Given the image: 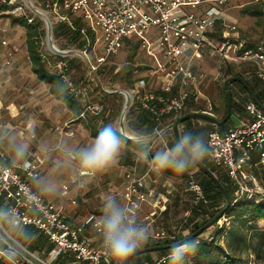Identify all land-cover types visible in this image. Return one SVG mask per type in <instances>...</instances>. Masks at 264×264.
<instances>
[{
	"label": "built area",
	"instance_id": "2783aa9c",
	"mask_svg": "<svg viewBox=\"0 0 264 264\" xmlns=\"http://www.w3.org/2000/svg\"><path fill=\"white\" fill-rule=\"evenodd\" d=\"M227 1L43 0L40 7L34 0H0V6L14 17L27 19L28 24H35L37 17L43 21L45 35L40 37L39 48L43 61L54 70L68 92L85 103L74 121L100 117L106 105L90 100L92 81L78 83L72 76L71 59L90 62L87 50L73 51L69 49L72 47L60 49L55 44L54 30L61 24L73 27L75 21L80 19L84 23L81 35H86L89 29L95 32L92 49L98 46L101 52L93 63L90 62L92 74H97L107 64L117 67L115 71L118 73L122 65L112 59L126 45L132 48L137 44L146 61L127 63L131 65L135 83L132 88L120 91L125 97L123 112L126 115L131 109L146 111L162 125L165 116H183L189 99L196 102L202 98L211 106L212 102L204 95L193 66V62L201 58L207 48L223 64L253 63L258 77L264 81L263 45L246 47L239 37V27L234 23H229L219 38H211L217 22L223 17L220 6ZM202 5H208V8L198 15L196 10ZM45 39L49 43L48 49L44 48ZM107 91L113 92L112 89ZM244 109L246 117L241 124L224 134L212 130L207 136L211 148L208 161L217 169L226 171L236 186V199L232 204L243 200V196L257 202L264 199V186L260 179L264 173V110L254 100L245 103ZM204 113L213 115L209 111ZM168 126L156 132L166 130ZM43 162L39 155H32L29 167L18 166L0 171V198L3 204L14 207L22 223L39 230L52 246L48 252H31L25 246L16 264H115L99 241L95 222L100 215L91 213L82 223L72 224L64 207L55 202L46 198L36 199L35 210L26 203L33 199L30 179L34 174H43ZM151 169L141 174H138L137 168L127 172L123 196L133 214L141 222L152 226L158 215L164 212L169 198L162 193L150 201L152 191L148 174ZM256 170L262 175H257ZM194 174V171L190 172L188 179L194 203L207 204L204 188ZM67 190L68 187L64 186V191ZM145 205H148V211H154L141 216ZM151 230L150 241L176 236L166 231ZM0 255L6 256L5 251L0 250ZM167 257L162 256L153 264H168Z\"/></svg>",
	"mask_w": 264,
	"mask_h": 264
},
{
	"label": "crops",
	"instance_id": "0c3cea01",
	"mask_svg": "<svg viewBox=\"0 0 264 264\" xmlns=\"http://www.w3.org/2000/svg\"><path fill=\"white\" fill-rule=\"evenodd\" d=\"M259 6H262L264 9V0H228L225 4L221 5L220 8L223 11V17L220 19L214 30L211 33V38H219L224 28L229 23H234L239 27V37L245 43L246 47H255L257 45L264 46V40L259 42L253 41V39L249 35V29L253 25L261 23V20L264 16H257L254 12L258 9ZM4 12L7 13L5 7H1ZM208 8V5H202L197 8L196 13L201 15L204 13L205 9ZM190 9H187L189 11ZM242 12V14H241ZM8 14V13H7ZM12 16L11 14H9ZM13 19L17 18L12 16ZM254 32V31H253ZM26 44L28 48V28L25 25H22L14 20L9 21V23L0 21V59L5 58V53L1 51L3 47L6 49H10V53L13 56L14 63L19 66L23 67L24 72L27 74V82L22 80L20 83L15 82L12 83H2V79H0V124L9 125L13 128L16 132L20 133L22 137H26L33 145L32 154L31 155H43L37 150L39 144L43 142H47L49 144L54 143L58 138H64L72 143L74 146H82L84 144L89 143L95 136L98 134V131L101 127L106 124H116L123 129H127L129 131L132 130H143V131H156L161 127H164L166 124L165 121L162 122V125H159L158 122H154L153 116L151 113L146 111H138L131 109L125 114H123V109L125 107V97L120 93L121 90L127 89H120L118 85H115L111 88L108 85H103L100 81H98L97 76L95 79L91 76L90 70H88V76L77 78L75 77V69H78L79 62L76 58H72V76L78 82H83L86 80H90L93 82V88L91 90L90 100L92 102H103L106 105V109L100 117H89L86 120H75L74 119L78 116V114L82 111L84 107V101L77 99V104L72 106L71 104L60 100L55 93L53 92V85L51 83L45 82L37 76V74L33 71V62L30 57L29 48H24L23 45ZM140 55V51L138 53ZM143 55V54H142ZM144 56V55H143ZM219 60L222 66L228 68L229 65H240L242 63H246L247 65L253 67L252 71H246L241 73L245 81L258 90L264 87V81H262L257 73L256 68L253 63L250 62H241V63H233L228 62L227 64H223L220 58L217 55H214L212 51L207 48L203 53V56L199 59H196L193 62V66L197 75L199 76V72L201 67H207L206 63H209L212 60ZM19 69V68H18ZM48 71L52 75H56L52 68H49ZM231 69V68H230ZM209 70V69H208ZM232 70V69H231ZM228 71V69H227ZM7 75H10L9 72H6ZM16 75L15 72H13ZM230 74V73H229ZM143 75H146L144 73ZM0 76H5V74L0 73ZM94 76V75H93ZM232 78L233 76H228ZM237 77V76H236ZM39 80L40 82L48 85V88L45 90L46 93L42 94L41 99L28 95V98L25 99V103L17 104L16 96H9L11 90H15V92L22 93L23 91L27 92L29 89H34L32 87V82L34 80ZM201 82V81H200ZM100 83V84H99ZM239 82H233L230 84V90L232 93V100L234 99L236 103V108H234V112L232 113L231 110V117H235V121L230 123L228 126L224 128V131H221L219 127L210 122L212 126V130H217L220 133H226L230 129L241 124V121L246 117L245 112V103L250 100H253L250 93V99L248 95L244 94L241 90L238 94H236L233 89L235 85H238ZM203 83L201 82V85ZM241 84V83H240ZM233 87L231 88V86ZM242 85V84H241ZM203 86V85H202ZM42 87L41 85L39 88ZM153 87L152 85L150 86ZM251 87V86H250ZM112 89L113 92H108L107 90ZM224 89L225 84H224ZM239 89L240 86H239ZM203 90V88H202ZM14 92V91H13ZM33 95V93H31ZM38 94V93H37ZM227 95V91H226ZM200 99H198L195 103L198 105L200 104ZM202 100V98H201ZM233 104V102H232ZM227 105V104H226ZM233 106V105H232ZM29 109L28 111H25ZM32 109H36L35 112H32ZM38 109V110H37ZM79 109V111L77 110ZM200 109V108H199ZM227 109V108H226ZM200 112L204 113L206 110H199ZM199 111H195L193 113H199ZM208 111V110H207ZM42 113V114H41ZM185 113V112H184ZM215 117V114L211 112ZM189 114V113H186ZM184 114V115H186ZM210 115V114H209ZM225 116V115H224ZM169 119L171 116H167ZM181 117V116H180ZM230 117V118H231ZM179 118V117H177ZM175 118V120L177 119ZM217 118V117H216ZM224 118V117H223ZM218 118V119H223ZM196 118H191V121L187 123V121L183 122L180 125V128L191 131L189 126ZM198 119V118H197ZM200 119V118H199ZM23 120V121H22ZM125 120V121H124ZM174 120V121H175ZM190 120V119H189ZM188 120V121H189ZM230 120V119H229ZM227 121V123L229 122ZM21 121V122H19ZM238 121V125L236 122ZM209 122V121H208ZM157 123V124H156ZM226 123V124H227ZM173 122L171 123V125ZM224 124V125H226ZM223 125V126H224ZM170 126V125H169ZM168 132H173L172 128H169ZM58 127V129H57ZM57 129V130H56ZM34 130V135H30V131ZM208 131V133L210 132ZM192 132V131H191ZM207 133V136H208ZM174 134V133H173ZM168 135V134H166ZM206 136V139H207ZM136 147L131 141L128 142L127 146L123 150L118 163L109 169L107 172L99 174L101 177L106 176L107 182L100 183L95 176H85V177H77L71 174H65L63 177H60L63 189L62 193L56 198H46L52 202L57 203L64 207L68 221L72 224L82 223L86 217L91 214L95 213L97 215H101V213H96L89 211L86 207L87 204L94 205L100 204L98 203V199L95 196L89 197L88 194L93 190L90 188L91 186L94 188H98V195H102L103 197L107 194L115 195L116 192L119 194L115 195L119 197L121 195L122 200H124V187L127 183L126 174L131 170V168L136 167L139 173H145L150 167L151 164L148 161L139 162L135 158ZM31 157V156H30ZM29 157V159H30ZM9 158V153L6 152L2 147H0V161H6ZM44 162L42 164L43 174H47L50 168V160L46 159L43 155ZM151 159V155L149 160ZM149 172L148 181L150 187H152L153 176H157L156 174ZM162 173V172H160ZM93 184V185H91ZM64 185H67L68 190L64 191ZM162 194V193H161ZM63 197V198H62ZM95 200V201H94ZM147 210L148 207H145ZM29 248V245L26 246ZM37 252V251H35Z\"/></svg>",
	"mask_w": 264,
	"mask_h": 264
},
{
	"label": "clouds",
	"instance_id": "9594fccd",
	"mask_svg": "<svg viewBox=\"0 0 264 264\" xmlns=\"http://www.w3.org/2000/svg\"><path fill=\"white\" fill-rule=\"evenodd\" d=\"M29 134L34 135V130ZM166 134L167 130H122L110 123L101 127L95 138L82 146H74L64 138H58L52 144L43 142L37 150L50 160V168L47 174L31 177L33 199L26 203L35 210L36 199L58 197L63 189L60 177L65 174L85 177L107 172L118 163L129 141L136 146L137 161H148L158 172L171 171L182 175L211 155L210 144L203 135L179 127L170 146L165 145L153 152L157 138ZM0 147L9 153L8 160L0 162V171L18 166L29 167L33 145L9 125L0 124ZM100 211L95 227L101 246L115 264H127L151 239V227L141 222L128 204L112 194L102 198ZM30 241V232L16 209L7 203L0 204V250L5 251L10 264H16L17 257L23 254L25 245ZM199 246V241L191 238L173 244L167 257L168 264H188L187 257H193Z\"/></svg>",
	"mask_w": 264,
	"mask_h": 264
},
{
	"label": "rangeland",
	"instance_id": "374dc122",
	"mask_svg": "<svg viewBox=\"0 0 264 264\" xmlns=\"http://www.w3.org/2000/svg\"><path fill=\"white\" fill-rule=\"evenodd\" d=\"M35 4H37V6L42 7L43 5V0H34ZM2 7V6H1ZM5 11V10H4ZM2 10V8H0V21H4L9 23V21L13 20V17L10 16L9 14H7L6 12H4ZM242 14V12H241ZM54 20V19H53ZM261 20L263 21L264 24V17L261 18ZM43 23V21L37 17L36 23ZM44 25V24H43ZM254 31V32H253ZM249 35L250 37L253 39V41H258L261 42L264 40V25H262L261 23L253 25L252 27H250L249 29ZM60 49L61 48H67L66 44L63 42H60L59 40H56L55 43ZM72 48H69L73 51L75 50H79L80 46L77 44H74L71 46ZM23 50H25V48H27V45L24 44ZM44 48L48 49L49 48V43L46 41H44ZM134 47L131 48V46L129 47V45H126V47L121 51V53L114 59H112V61H115L116 63H119L122 65L121 70L124 68V66H126V62L129 61L130 56L132 54V49ZM28 49V48H27ZM10 49H6L5 47H3L1 49V51H3V53H5V58L0 59V73L5 74V76H0V79L3 78L2 83H12L14 80L15 82H22V80L25 82H27V74L26 72H24L23 67H19L14 63L13 60V56L10 51ZM101 49L97 46L95 49H91L87 51L88 57L90 59V62L93 63L95 61L96 55L100 54ZM139 53V49H137L135 51V55H134V60L132 62H139V63H143L144 61H146V59L144 58V56L142 55V53ZM76 60L80 63L78 66V69H75V77L77 78H81V77H85L88 74V70H90V62L85 61V60H81L79 58H76ZM130 63V62H129ZM126 64V65H125ZM207 67L204 68L201 67V70L199 72V78L200 81L203 83L202 88H203V92L204 95L206 97H209L212 104L211 106H209L208 102L205 99H200V104L198 102L197 106H192L189 109L192 110L191 113L195 112L197 109L199 110H208L209 112H213L215 114V117L217 118H223L225 113H226V101H225V94H226V90L224 89V84L225 82L229 79V73H230V68L232 69V72L234 73H244L246 71H254L253 67L247 65L246 63H242L240 65H229L228 68H226L225 66H222L219 62V60H212L209 63H206ZM113 64H107V67H104L103 69L100 68L99 72L96 74H92L91 72V76L95 79V77L97 76L98 81H100L103 85H108L110 83V78H112V76H114L115 74H117V72L115 71L117 67H113ZM19 68V69H18ZM209 69V70H208ZM228 69V71H227ZM120 70V71H121ZM6 72H9L10 75H7ZM13 72L16 73V75L13 74ZM94 75V76H93ZM88 76V75H87ZM135 76V75H134ZM22 79V80H21ZM115 85H118V87H120V89H127V83L124 79H122L121 77H118V80L114 81ZM42 86L39 88V86ZM32 87L34 89H29L27 92L23 91L22 93H18L15 92V90H11V92L9 93V96H16L18 95V98H14L16 99L17 104H22L25 103V99L28 98V95L30 94V96L38 98L39 100L42 97V94L46 93L47 90H45L46 88H48V85L40 82L38 79L34 80L32 82ZM233 87V85L231 86V88ZM130 89V88H129ZM128 90V89H127ZM232 90V89H231ZM241 89H239V85H235L233 91L238 94L239 91ZM14 91V92H13ZM33 93V95L31 94ZM38 93V94H37ZM29 109H26L25 111H28ZM38 110V109H37ZM195 110V111H193ZM36 109H32V112H35ZM199 113H202L199 111ZM42 114V113H41ZM236 119L235 117H231L229 122L222 126L223 128H225L226 126H228L230 123L234 122ZM23 121V120H22ZM21 122V121H19ZM238 121L236 122V125H238ZM190 130L194 133V134H201L203 135L205 138L207 136L208 131H210L212 129V126L210 124V122L204 120V119H195L191 125L189 126ZM58 129V127H57ZM56 129V130H57ZM174 132H168V135H165L163 137H158L157 140L155 141L154 145H153V152L155 150H158L161 147H164L165 145H171L174 141H175V135L173 134ZM32 156V155H31ZM40 156V155H39ZM43 161V155L40 156ZM206 163H208V165L210 167H215L210 161H208V159H205ZM152 168V166L150 167ZM149 168V169H150ZM216 168V167H215ZM136 169V167L131 168V170ZM138 171V170H137ZM150 175L152 173L156 174L157 176H153L152 174V179L153 181V185L152 187H150V191H152V196L150 197V201H152L153 199H156L157 196L161 193L166 194L169 198L168 201V209L167 211L159 214L158 217L156 218V220L154 221V223L151 225H149L151 227V229L154 230V232L157 231H166V233L170 234V235H178L179 239L184 238V237H189L191 236V232L197 227V225L195 224V222L191 223L188 218H190L191 216V210L193 208L194 203V197L192 192L189 190L188 188V181L181 180V179H177L174 180L173 177L171 176H166L163 173H160L158 171H156L154 168L151 169L150 171ZM194 178L196 180H200L201 178L204 177L202 171L199 168H196L194 170ZM138 174H141L138 172ZM263 179L264 176L262 175ZM106 176H100L99 174H97V180L100 181V183L107 182ZM102 181V182H101ZM93 185V184H91ZM67 186V185H64ZM93 190L88 194L89 197H94L98 199V203L100 204H95L91 205V204H87L86 207L89 211L96 212V213H101L100 211V205H101V200L103 198L102 195H98V193H96L98 191V188H94V187H90ZM124 189V188H123ZM119 194L118 192L115 193V195ZM63 198V197H62ZM120 200H122L121 195L118 197ZM124 198V197H123ZM242 199L246 200L248 199L247 197L243 196ZM249 200V199H248ZM95 201V200H94ZM125 203V200H122ZM238 201H236L235 203H237ZM259 202H264V199L260 200ZM234 203V204H235ZM231 205V207H233V205ZM145 207H148V205H145L143 207V210L141 211V216H145L148 215V213H151L154 211V209H150L148 211V209L146 210ZM227 212V211H226ZM142 218V217H141ZM207 218L203 217L200 218L197 222V224H201L202 221L206 220ZM147 223H150L147 222ZM226 227V229H222L223 227ZM258 226L260 228H264V220H260L258 222ZM230 227V219L226 217V213L223 215V217H221V219L219 218L218 221H212L210 224H208V226H206L203 230V232L198 235L197 237H195L194 239H197L199 241V243L203 240H208V241H212L213 239H215L216 244H218L219 242L222 245H225V241H224V237L226 235V232L228 231V228ZM152 233V232H151ZM150 242V240H149ZM30 244V243H29ZM27 244V245H29ZM148 244V243H147ZM146 244V245H147ZM141 249H145V247L141 248ZM150 254L154 260V262L158 261L162 256L165 255H161L158 251H151V252H145L142 253L140 255L143 254ZM223 257L222 255H220L218 253V251H214L213 254L209 257V261H213L216 262L219 259H223L221 258ZM244 259H248L249 260V264H259L255 261V256L254 255H250L248 257V254L245 253L243 255ZM187 261L188 264H196L199 259L196 258V256H191L189 255L187 257ZM0 264H10L7 256H1L0 255Z\"/></svg>",
	"mask_w": 264,
	"mask_h": 264
},
{
	"label": "trees",
	"instance_id": "16d2710c",
	"mask_svg": "<svg viewBox=\"0 0 264 264\" xmlns=\"http://www.w3.org/2000/svg\"><path fill=\"white\" fill-rule=\"evenodd\" d=\"M257 16H264V9L262 6H259L256 12H254ZM15 22H18L22 25L27 26L28 28V48L31 60L33 62V71L37 74L39 79L51 83L53 85V92L55 95L62 101L67 102L74 106L77 104V98L70 94L68 90L65 88L64 83L61 81V79L57 75H52L48 71L47 64L43 61L41 57V53L39 51V48L41 47L40 44V37L45 35V31L43 28V23H35V24H28L27 19L25 18H14ZM84 27V23L82 20L77 19L75 21V24L73 27H69L67 25L61 24L59 25L55 30V38L56 40H59L60 42H63L66 44L67 47H71L74 44H77L80 46L81 50H91L92 44L95 40V32H93L91 29H89L86 33V35H81V29ZM134 48L132 49V54L130 56L129 61L127 63H132L134 60L135 51L138 49V45H134ZM125 64V65H126ZM107 67V66H105ZM115 67V66H113ZM71 70H72V61H71ZM230 76L236 77L241 75L240 73H234L230 69ZM118 77H121L124 79L127 83L128 88H132L135 83V76L132 72L131 65L127 64L124 66V68L119 71L117 74L112 76L110 78V83L108 84L109 87L114 86V81L118 80ZM100 84V83H99ZM241 91L248 95L249 93L245 89L243 85L240 83H237ZM60 85H63V88H60ZM251 86V89L254 91L255 96L257 100L264 105V87L260 90H258L256 87ZM115 88V87H113ZM250 99V95H248ZM225 101L227 104V95L225 94ZM233 106H232V113L234 112V108H236V103L234 99L232 100ZM192 106H197V104L194 102L193 99H189L187 101V108L185 110V113H191L192 110L189 108ZM227 108V105H226ZM79 111V109H77ZM195 111V110H193ZM196 111H199L197 109ZM153 116V115H152ZM172 118L173 116L170 115ZM154 122H156L155 117L153 116ZM175 118L169 119L167 116L163 118V121H165L166 125H170L172 122H174ZM187 121V123H189ZM157 124V123H156ZM221 131H224L223 127H219ZM136 147V146H135ZM255 160H257L255 158ZM203 163L211 169V171L217 176L219 181L223 184L226 191L230 195L232 201H234L236 198L234 197L236 186L231 181V179L228 177L226 171L217 169L215 167H210L208 163L204 160ZM196 168H198V165L195 167L189 169L187 172H185L182 175H176L175 173L168 171V172H162L166 176L173 177L174 180L177 181V179L186 180L188 181L190 172L194 171ZM201 170V169H200ZM202 171V170H201ZM204 177L199 180L201 185L204 188L208 203L205 204L203 202L193 205V208L191 210V216L188 218V220L197 225V227L191 232V234L197 232L199 229L206 226L208 223H210L217 215H219L227 206L226 198L222 190L218 187V185L202 171ZM257 175L264 176V173L260 174V171L256 170ZM260 179L262 180V184L264 186V179L262 176H260ZM0 204H3V200L0 198ZM168 204V203H167ZM168 209V205L165 207V212ZM164 212V213H165ZM226 217L230 219V227L228 228V231L226 232V235L224 237L225 245H222L220 242L216 244L215 239L212 241L203 240L200 242V246L194 256H196L199 261L196 264H249V260L244 259L243 255L245 253L248 254V257L250 255L255 256V261L259 264H264V228H260L258 226V222L260 220H264V202H257L255 199H246V200H240L237 203L233 205V207H229L227 209ZM207 218L206 220L202 221L201 224H197L198 220L200 218ZM30 235H31V241L29 244V250L31 252H48L51 250V245L48 243L47 239L42 235V233L30 226H27ZM223 230L226 229L224 226L222 228ZM187 237L179 239V236L176 235L174 238H166L163 240H157V241H150L147 245H145V248L149 247H158V246H165L166 249L159 250L158 252L161 255H169L170 248L173 246V244L186 239ZM25 246H28V245ZM143 248V247H142ZM141 250V249H140ZM4 251V250H3ZM214 251H218L220 255H222L223 259H219L216 262L209 261V257L213 254ZM154 260L150 254H143L133 257L129 264H153Z\"/></svg>",
	"mask_w": 264,
	"mask_h": 264
},
{
	"label": "water",
	"instance_id": "95a60500",
	"mask_svg": "<svg viewBox=\"0 0 264 264\" xmlns=\"http://www.w3.org/2000/svg\"><path fill=\"white\" fill-rule=\"evenodd\" d=\"M51 33V32H50ZM233 82H239L241 83L245 89L250 93V95L252 96L253 100L264 110V105L261 104L256 96L254 91L251 89V87L248 85V83L245 81V79L242 76H237V77H232L229 78L226 82H225V88L227 91V109H226V113L223 119H218L212 115L206 114V113H189L186 115H183L179 118H177L173 124L171 125V128L173 129L175 138H176V129L177 127L180 128V125L185 122L188 121L191 118H200V119H204L206 121H209L217 126H223L224 124L227 123V121L230 119L231 117V110H232V93L230 90V84ZM123 114H125V111L123 112ZM198 165V168L201 169L207 176H209L217 185L218 187L222 190V192L225 195L226 198V202H227V206L226 208L219 214L217 215L212 221H218L219 218L221 219V217H223V215L225 214V212L227 211V209L232 205V199L230 197V195L228 194V192L226 191L225 187L223 186V184L219 181V179L217 178V176L211 171V169H209L204 163L203 161L200 162ZM211 221V222H212ZM210 222V223H211ZM208 223V224H210ZM208 224L206 226H208ZM204 226L203 228L199 229L197 232L193 233L191 236L187 237V238H191L194 239L195 237H197L198 235H200L204 228L206 227ZM167 247L165 246H158V247H149V248H145V249H141L139 250L136 254H134L128 261L127 264H129V261L135 257L138 256L142 253L145 252H151V251H159L162 249H166Z\"/></svg>",
	"mask_w": 264,
	"mask_h": 264
}]
</instances>
